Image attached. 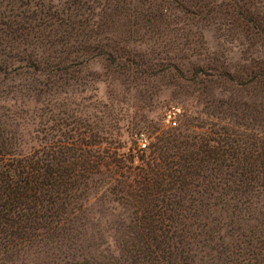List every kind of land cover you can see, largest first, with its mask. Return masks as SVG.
I'll list each match as a JSON object with an SVG mask.
<instances>
[{
    "label": "trees",
    "instance_id": "16d2710c",
    "mask_svg": "<svg viewBox=\"0 0 264 264\" xmlns=\"http://www.w3.org/2000/svg\"><path fill=\"white\" fill-rule=\"evenodd\" d=\"M223 4L263 35L264 0H0V264H264L263 122L184 115L139 148L71 107L113 17Z\"/></svg>",
    "mask_w": 264,
    "mask_h": 264
},
{
    "label": "rangeland",
    "instance_id": "374dc122",
    "mask_svg": "<svg viewBox=\"0 0 264 264\" xmlns=\"http://www.w3.org/2000/svg\"><path fill=\"white\" fill-rule=\"evenodd\" d=\"M223 8L199 15L172 8L163 15L113 17L106 33L116 35V53L108 50L111 57L100 55L74 68L85 86L76 82L72 89L86 98L74 99L76 116L99 123L102 117L112 136L133 139V131L146 145L154 141L153 128L176 127L184 115L192 123L213 119L214 128L225 135L236 123L261 128L264 88L255 74L264 68V33ZM171 111L174 126L168 122ZM261 129L255 130L258 141Z\"/></svg>",
    "mask_w": 264,
    "mask_h": 264
},
{
    "label": "built area",
    "instance_id": "2783aa9c",
    "mask_svg": "<svg viewBox=\"0 0 264 264\" xmlns=\"http://www.w3.org/2000/svg\"><path fill=\"white\" fill-rule=\"evenodd\" d=\"M172 116H174V112L173 111H171L169 113V115H168V117H170V120L168 121L170 126H174L175 125V121L172 120ZM137 145H138L139 148H145V146H146V141H145L144 137L141 134H139V137L137 139Z\"/></svg>",
    "mask_w": 264,
    "mask_h": 264
}]
</instances>
